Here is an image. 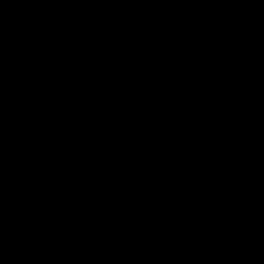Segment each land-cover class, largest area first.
<instances>
[{"label":"water","instance_id":"obj_1","mask_svg":"<svg viewBox=\"0 0 264 264\" xmlns=\"http://www.w3.org/2000/svg\"><path fill=\"white\" fill-rule=\"evenodd\" d=\"M0 264H264V0H0Z\"/></svg>","mask_w":264,"mask_h":264}]
</instances>
